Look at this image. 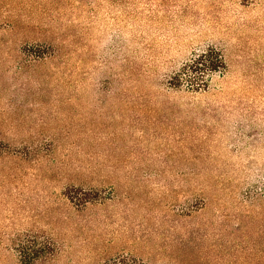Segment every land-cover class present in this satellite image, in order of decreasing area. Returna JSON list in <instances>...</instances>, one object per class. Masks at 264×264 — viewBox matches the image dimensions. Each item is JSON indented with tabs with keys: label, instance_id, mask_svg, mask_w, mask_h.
I'll use <instances>...</instances> for the list:
<instances>
[{
	"label": "rangeland",
	"instance_id": "374dc122",
	"mask_svg": "<svg viewBox=\"0 0 264 264\" xmlns=\"http://www.w3.org/2000/svg\"><path fill=\"white\" fill-rule=\"evenodd\" d=\"M211 47L206 88L168 87ZM230 180L263 193L264 0H0V264H264Z\"/></svg>",
	"mask_w": 264,
	"mask_h": 264
},
{
	"label": "trees",
	"instance_id": "16d2710c",
	"mask_svg": "<svg viewBox=\"0 0 264 264\" xmlns=\"http://www.w3.org/2000/svg\"><path fill=\"white\" fill-rule=\"evenodd\" d=\"M23 53L27 54V57H22L19 60L18 69L20 72L27 67L29 68L31 63L42 61L45 64L47 59L53 62L59 57L57 49L40 52L37 48L36 50L35 48H29L24 49ZM225 68L226 64L222 53L220 50L211 47L197 55L189 64H185L179 72L173 74L167 81V85L169 88L178 91L186 88L189 92H199L208 86L207 79L210 74L220 72ZM224 185L228 186L226 190L228 191L229 205L232 209V213L225 211V214H223L226 219L223 229L225 236L240 239L257 236L258 233L255 231V227L261 224L262 221L253 215L252 209L264 204V189L263 193L260 194L255 184L246 180H230L228 184ZM213 202H215L214 196L202 197L198 208L203 210ZM230 207L227 206L225 209L227 210ZM32 251L34 252V254H31L33 257L29 254ZM21 252L20 264H39V262L45 260H40V257L36 254L37 251L32 248L22 249ZM114 264L128 263L122 260Z\"/></svg>",
	"mask_w": 264,
	"mask_h": 264
}]
</instances>
